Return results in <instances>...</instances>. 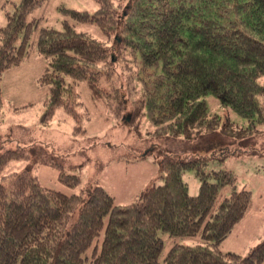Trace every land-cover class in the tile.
I'll list each match as a JSON object with an SVG mask.
<instances>
[{"label":"trees","instance_id":"trees-1","mask_svg":"<svg viewBox=\"0 0 264 264\" xmlns=\"http://www.w3.org/2000/svg\"><path fill=\"white\" fill-rule=\"evenodd\" d=\"M47 1L1 5L0 104L5 73L36 49L46 61L37 79L48 88L43 123L63 109L73 135L85 134L83 84L115 120L146 119L156 137L255 138L264 123V0H96L92 13L61 6V28L34 16ZM87 22L107 40L77 29ZM209 95L244 126L212 113ZM30 158L24 148L0 155V264H264V240L247 255L222 250L253 195L230 171L207 170L204 152L166 154L162 182L123 205L102 184L83 185L57 156L37 162L56 167L76 192L46 187L28 169L9 171ZM187 172L200 181L195 194Z\"/></svg>","mask_w":264,"mask_h":264},{"label":"rangeland","instance_id":"rangeland-1","mask_svg":"<svg viewBox=\"0 0 264 264\" xmlns=\"http://www.w3.org/2000/svg\"><path fill=\"white\" fill-rule=\"evenodd\" d=\"M4 1L0 0V25L6 22L1 8ZM61 6L91 13L97 9L96 0H49L34 11V16L42 18V25L61 28L64 19ZM76 27L95 39L107 40L94 23H77ZM45 68V58L33 49L28 58L3 77L0 155L20 148L31 154L27 161L10 162L9 171L28 169L46 187L68 194L76 192L77 189L59 180L56 167L37 162L41 156H57L67 173L80 175L83 185L102 184L115 202L123 205L133 202L141 191L162 182L161 162L166 154L201 151L210 156L207 170L230 171L238 188L249 189L253 195L249 210L222 242V250L247 255L264 240V123L258 126L255 138L250 139L246 138L248 134L243 139H234L216 133L192 139L156 137L150 133L151 125L146 119L137 126L115 120L101 102L94 103L88 87L82 84L77 89L84 103L81 110L89 112L90 119L85 122V134L73 135V120L63 109H58L48 123L42 122L48 88L40 87L37 79ZM206 101L212 113L220 114L223 119L229 117L235 127L244 126L245 121L233 110L221 106L216 97L209 95ZM25 104L27 107L17 109ZM125 117L131 119L128 114ZM189 173L186 179L190 192L195 194L200 181ZM225 194H229V189Z\"/></svg>","mask_w":264,"mask_h":264}]
</instances>
